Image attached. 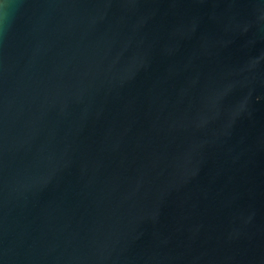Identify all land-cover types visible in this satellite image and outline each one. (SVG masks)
Instances as JSON below:
<instances>
[{"label":"water","instance_id":"obj_1","mask_svg":"<svg viewBox=\"0 0 264 264\" xmlns=\"http://www.w3.org/2000/svg\"><path fill=\"white\" fill-rule=\"evenodd\" d=\"M0 264H264V0H0Z\"/></svg>","mask_w":264,"mask_h":264}]
</instances>
